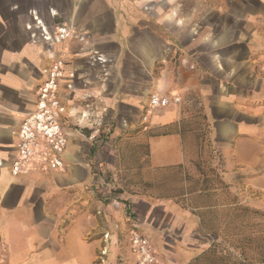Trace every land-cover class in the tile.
<instances>
[{"label": "crops", "instance_id": "0c3cea01", "mask_svg": "<svg viewBox=\"0 0 264 264\" xmlns=\"http://www.w3.org/2000/svg\"><path fill=\"white\" fill-rule=\"evenodd\" d=\"M58 25L67 38L46 40L44 28L54 34ZM58 58L74 73L61 90L74 105L65 167L14 175L17 130ZM263 64L264 0H0L3 264H95L105 234L113 237L106 230L99 246L93 237L98 215L112 219L94 196L102 180L95 148L106 138H118L121 158L140 160L141 174L194 172L205 138L207 149L252 174L246 185L264 190ZM153 94L180 102L152 108ZM201 121L202 138L191 129ZM130 201L146 218L152 203Z\"/></svg>", "mask_w": 264, "mask_h": 264}, {"label": "rangeland", "instance_id": "374dc122", "mask_svg": "<svg viewBox=\"0 0 264 264\" xmlns=\"http://www.w3.org/2000/svg\"><path fill=\"white\" fill-rule=\"evenodd\" d=\"M191 129L200 138L208 133L202 121L192 123ZM99 133L109 135V128L101 126ZM106 140L107 145L95 148L94 165L102 170V180L94 196L106 204L112 219L98 215L99 229L93 237L99 240L98 246L106 230L113 237L103 243L108 248L105 258L96 259L95 254V264H136L134 232L149 239L154 264H264V190L246 185L251 173L224 162L219 150L205 147L204 138L194 172L141 174L137 157H120L118 138ZM112 152L115 165L109 167ZM137 196L152 203L146 218L136 213L130 201ZM200 215L207 226L202 227ZM91 225L88 217L85 227Z\"/></svg>", "mask_w": 264, "mask_h": 264}, {"label": "built area", "instance_id": "2783aa9c", "mask_svg": "<svg viewBox=\"0 0 264 264\" xmlns=\"http://www.w3.org/2000/svg\"><path fill=\"white\" fill-rule=\"evenodd\" d=\"M44 38L48 41L63 42L68 34L65 25H58L54 34L44 28ZM66 60L56 59L45 70L46 78L37 88V103L35 108L23 116L17 130L18 154L11 164L14 175H27L31 173L50 174L61 171L65 167V157L70 146L72 129L67 118L72 110L62 98V84L72 86L74 73H66ZM264 69V64H263ZM172 102L179 103L177 95L160 96L153 94L150 97L152 108H165ZM146 119V116L143 117ZM109 234H105V242ZM133 251L138 254L136 264H154L156 255L149 239L138 232L131 237ZM4 244L0 239V264H3L2 253ZM108 254L105 244L99 252V259Z\"/></svg>", "mask_w": 264, "mask_h": 264}, {"label": "trees", "instance_id": "16d2710c", "mask_svg": "<svg viewBox=\"0 0 264 264\" xmlns=\"http://www.w3.org/2000/svg\"><path fill=\"white\" fill-rule=\"evenodd\" d=\"M200 216H201V225H202V227L207 226V221L205 220L204 216L203 215H200Z\"/></svg>", "mask_w": 264, "mask_h": 264}]
</instances>
